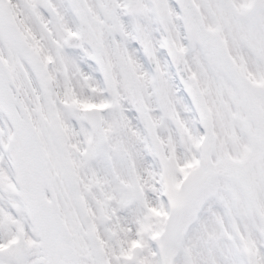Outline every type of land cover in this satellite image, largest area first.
Returning <instances> with one entry per match:
<instances>
[{
	"label": "snow or ice",
	"instance_id": "1",
	"mask_svg": "<svg viewBox=\"0 0 264 264\" xmlns=\"http://www.w3.org/2000/svg\"><path fill=\"white\" fill-rule=\"evenodd\" d=\"M0 264H264V0H0Z\"/></svg>",
	"mask_w": 264,
	"mask_h": 264
}]
</instances>
